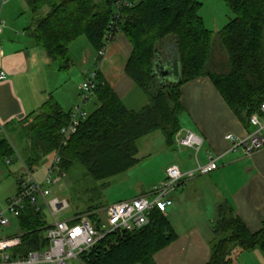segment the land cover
I'll return each mask as SVG.
<instances>
[{"label":"trees","instance_id":"16d2710c","mask_svg":"<svg viewBox=\"0 0 264 264\" xmlns=\"http://www.w3.org/2000/svg\"><path fill=\"white\" fill-rule=\"evenodd\" d=\"M26 0L34 17L31 38L61 71L73 66L70 46L86 38L94 52L105 46L106 37L118 16V31L132 47L126 65L127 76L144 92L149 103L142 110H129L98 71L93 101L97 108L80 125L77 133L63 146L61 131L70 123L71 111H64L51 97L41 108L8 130L26 145L30 157L24 162L31 170L57 151L61 159L56 173L65 177L76 166L86 170L96 182L124 175L138 163L139 142L161 132L168 146H173L181 130L180 116L185 109L181 89L202 77H209L217 91L243 122L250 125L254 115H261L264 105V0H224L234 15L219 32L221 43L230 57V70L217 74L208 70L213 33L199 16L202 4L197 0ZM173 46L181 66L178 83L160 86L155 76L157 61L166 62L168 46ZM162 48V49H161ZM98 64L101 59L98 56ZM95 104V105H96ZM11 132V131H10ZM16 149L9 139L0 141V158L10 160ZM177 190V189H176ZM75 209L79 206L74 207ZM89 214L96 221V211ZM208 264H232L236 249L264 253L262 229L251 234L228 203L217 208ZM45 215L27 208L18 218L22 246L17 253L45 251ZM97 228L100 225L97 224ZM177 239L165 214L153 211L150 223L132 232L110 235L81 256L83 264H155V256Z\"/></svg>","mask_w":264,"mask_h":264},{"label":"crops","instance_id":"0c3cea01","mask_svg":"<svg viewBox=\"0 0 264 264\" xmlns=\"http://www.w3.org/2000/svg\"><path fill=\"white\" fill-rule=\"evenodd\" d=\"M8 5L18 10L13 13L12 9L4 16V7ZM28 10L26 0H2L0 8V19L3 21V26L0 27V72L7 75L6 80L0 81V132L6 136L13 135L12 130H8L10 126L37 112L51 97L63 110L66 107L64 111L67 112L79 103L82 84L68 88L67 84H61L60 78L57 79L62 72L60 66L58 69L50 58L44 57V50L37 46L29 34L34 17L31 12V15L27 13ZM112 45V53L102 62L99 71L129 110H142L148 105L149 99L125 72L132 47L121 33ZM83 51L80 56L83 62L91 59L95 64L98 63L97 53L93 56L92 51ZM90 71L83 73V81L88 78ZM167 84L170 82L167 81ZM181 93L185 109L181 116H185V119L182 121L180 116L181 130L175 136L173 146H168L162 135L167 148V151L166 148L163 150L166 158L162 166L163 177L150 192L138 197H151L154 189L166 181V170L171 166H177L182 172L189 173L198 164L206 165L210 158L217 159L216 171L184 180L172 193L173 205L165 215L176 232L177 239L155 256V264H208L212 246L217 241L214 224L217 221L215 217L218 218L219 205L230 204L235 215L251 234L262 229L264 148L252 158H246L241 152H230V143L225 137L230 134L237 139H245L254 132V128L241 122L209 77H202L184 85ZM38 94L40 98L37 97ZM187 131L203 139L199 151L177 144V136L185 135ZM4 139L0 136V141ZM8 139L15 147V139L12 136ZM15 149L16 152L19 151L17 147ZM151 158L152 156H148L145 159L149 161ZM13 159L7 161L12 163L15 161ZM143 160H139L138 165L126 174L136 172L146 162ZM196 194L203 198L200 202L193 198ZM187 205L188 213L185 210ZM231 260L232 264H264V253L236 249Z\"/></svg>","mask_w":264,"mask_h":264},{"label":"built area","instance_id":"2783aa9c","mask_svg":"<svg viewBox=\"0 0 264 264\" xmlns=\"http://www.w3.org/2000/svg\"><path fill=\"white\" fill-rule=\"evenodd\" d=\"M128 5L125 0H120L117 8ZM118 16L113 18L112 27L106 37L105 46L98 56L102 64L110 45L114 42L118 31ZM1 19H0V27ZM100 67L90 71L88 78L82 83L79 93V103L71 110L70 123L61 134L63 146L75 135L80 125L88 118L89 112L86 106L93 100L97 84V75ZM7 79L5 72H0V81ZM250 125L254 132L245 139H237L233 135H227L225 140L230 143V152L243 153L246 158H252L264 148V105L261 106V115H254L250 119ZM177 144L181 147L199 151L203 139L198 135L187 131L185 135L177 136ZM58 151L53 155L49 170L43 181L35 178L34 170L25 166V175L18 179L15 195L8 200L7 208L0 210V228L12 226L10 217L18 220L19 216L29 207L37 213L45 215L46 239L48 248L45 251L30 252L28 254L17 253L22 246V235L17 234L0 240V264H69L81 262V256L89 252L100 240L110 235L123 232H132L141 229L150 223L153 211L165 214L173 205L171 195L182 181L194 178L198 175H208L218 169L217 159L210 158L206 165L198 164L194 171L184 173L177 166H171L166 170V181L156 187L151 197L141 196L133 200L116 203L96 211V221L91 220L89 214H79V208L67 198L55 196L51 191L55 172L60 164ZM11 164L10 161H7ZM71 212V217L64 216ZM97 224L100 225L98 229Z\"/></svg>","mask_w":264,"mask_h":264},{"label":"rangeland","instance_id":"374dc122","mask_svg":"<svg viewBox=\"0 0 264 264\" xmlns=\"http://www.w3.org/2000/svg\"><path fill=\"white\" fill-rule=\"evenodd\" d=\"M197 1L202 4L199 16L203 19L205 28L213 33L212 52L208 62V70L217 74L227 73L230 70L231 62L228 51L220 41L219 32L227 26L230 20L234 19V15L227 8L224 0ZM1 3L2 0H0V8ZM11 7L12 6L10 5L4 7V16H6L7 13L13 9ZM14 7H16V5ZM17 10L18 8H14L13 13ZM27 13L31 15L29 10ZM1 24L3 26L2 20ZM112 47L113 45H110L105 57L106 59L112 53ZM70 51L74 64L67 71L60 72V76H58L57 79L60 78L61 84H67L68 88H75L84 82V72L95 70L100 67L101 64H95V62L91 59L85 62L81 60L82 58H80V56L82 55V51L83 53L92 51L91 55H95L93 48L86 38H81L72 44ZM43 53L45 55L44 57L49 59L46 52L43 51ZM166 53L168 55L166 63L169 65V72L172 76L171 81H173L177 74V59L172 45L167 47ZM52 63H54L56 67L58 66L59 69V64L57 62L52 61ZM37 97L40 98V94H38ZM95 104L96 103L92 100V102L86 106V110L89 114L97 108V104ZM63 108L66 110V107ZM181 118L182 121H184L185 116H181ZM0 136L5 139H8L9 137L11 138L12 136V139H15L13 143L19 150L13 159L15 161L11 164H8L7 161H2L0 158V210H5L7 208L8 200L16 193L17 180L23 177L26 173L23 162H25L30 155L28 150L25 149L26 145L24 143H20L14 135L6 136L0 132ZM163 141L162 133L157 132L139 142L138 146L140 153L137 158L139 160L144 159L143 161H146L147 159L145 158H148V156H152V158L151 160L144 162V164H141V167L137 168L136 172H133L132 174L128 173L110 180L96 182L88 176L85 169L81 166H76L71 169L69 173L64 174L65 177L61 178L59 181H57L58 173L55 172L54 181L57 182L51 186V191L55 196L67 198L72 202L74 207L79 206L81 211H86L95 207H106L119 202L133 200L141 194L150 192L153 186L159 184L162 179V166L166 161V158L163 155V150L166 148ZM19 154L21 155L20 158ZM52 158L53 155L49 156L33 168L35 178L39 182L43 180L47 170H49L48 164L51 163ZM193 198L199 202L203 199L198 194L193 196ZM187 201L189 203V200ZM188 205L185 207L187 213L189 211ZM68 217H71V212L64 216V218ZM10 219L12 221L11 227L0 228V240L19 234L17 219L13 217H10ZM216 220L217 217H215V221ZM69 264H73V262H70ZM74 264L83 263L75 262Z\"/></svg>","mask_w":264,"mask_h":264},{"label":"water","instance_id":"95a60500","mask_svg":"<svg viewBox=\"0 0 264 264\" xmlns=\"http://www.w3.org/2000/svg\"><path fill=\"white\" fill-rule=\"evenodd\" d=\"M154 72L155 76L160 81V86L168 85L167 81L170 83H178L181 75V66L177 60V74L174 78V80L177 79L176 81H171L172 76L169 72V65L165 61L163 62L162 59L156 62Z\"/></svg>","mask_w":264,"mask_h":264}]
</instances>
